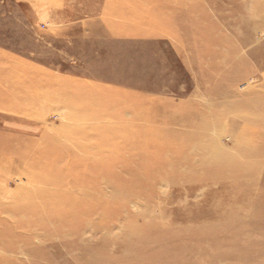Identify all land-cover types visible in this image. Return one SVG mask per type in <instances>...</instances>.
<instances>
[{"label":"rangeland","instance_id":"rangeland-1","mask_svg":"<svg viewBox=\"0 0 264 264\" xmlns=\"http://www.w3.org/2000/svg\"><path fill=\"white\" fill-rule=\"evenodd\" d=\"M262 8L0 0V264H264L263 20L230 27ZM165 129L196 148L171 168Z\"/></svg>","mask_w":264,"mask_h":264},{"label":"bare ground","instance_id":"bare-ground-1","mask_svg":"<svg viewBox=\"0 0 264 264\" xmlns=\"http://www.w3.org/2000/svg\"><path fill=\"white\" fill-rule=\"evenodd\" d=\"M236 1V0H235ZM243 1V0H242ZM241 2V1H240ZM242 3V2H241ZM240 3V4H241ZM244 4L243 5H241L245 10H249V4H248V2L247 1H244L243 2ZM241 7V8H242ZM230 9V8H229ZM231 11L233 10L232 8L230 9ZM243 11V10H242ZM233 13H236V12H234L233 11ZM221 14H223V13H221ZM241 14V13H240ZM245 14V13H244ZM243 14V15H244ZM234 15V14H233ZM236 16V15H235ZM237 16H238V14H237ZM234 17V16H233ZM239 17H240V15H239ZM239 17H237V18H239ZM223 20H225V19H223ZM229 20V19H228ZM228 20H226V21H228ZM232 20V19H231ZM263 20V23L260 25L261 26V29H263L264 30V8H262L261 10H255V13H249V14H247L246 13V16H243L242 17V15H241V17L237 20V22H236V24H231V29H233L234 30V32L238 35L239 34V31L244 27V26H246L247 24H251V25H253L254 23H256L257 21H258V23H260L261 21ZM230 22V21H229ZM251 25L250 26H248L247 25V27L249 28V27H251ZM228 25H226V28H228L227 27ZM204 28V27H203ZM253 28V27H252ZM224 29V28H223ZM251 29V28H250ZM251 30H260V28H258V27H256V26H254V28L253 29H251ZM241 33H243L242 31L240 32V34ZM240 36H242V35H240ZM252 39L253 38H249V40L248 41H250V42H252ZM228 40V39H227ZM249 43V42H248ZM241 44H243V42H241L240 43V46H241ZM240 46L239 47H236L235 48V50H237L238 48H240ZM243 46V45H242ZM251 50H252V48H251ZM231 52H232V50H231ZM258 54H260V56H258ZM234 55V54H233ZM255 55H257V56H255ZM246 56V55H245ZM250 56V55H249ZM251 56H255L256 57V59H257V61L256 62H258V64H260L261 63V67H262V65H264V51H260V50H253V51H251ZM245 59V58H244ZM243 59V60H244ZM236 62V61H235ZM240 62V61H239ZM260 62V63H259ZM237 64H240V63H238V62H236V65ZM65 78V77H64ZM254 78V77H253ZM114 131V130H113ZM163 133H165V135L163 136V140L159 143L158 141H154V142H148L147 143V146H146V148L148 147L149 148V150H150V157H153L155 154H154V152L151 150V148H156V149H158L159 151H160V153L162 154L163 153V151L166 149V153H164L163 154V159L165 160V161H169L168 163H170V164H172L171 162H173L174 160L176 161V160H179L180 159V157L182 156V154H183V151L184 150H186L187 152H189V151H193L194 152V150L196 149L195 147H193V146H191V147H187V146H184L183 145V142H184V140H185V138H187V140L190 138V135H193L192 133H177L175 136H171V133H169V129L167 130V129H165V131L163 132ZM129 136V135H128ZM13 137H14V139L15 140H19V137H17V136H14L13 135ZM50 137V136H49ZM51 138H54V137H51ZM30 140H32V142L34 141L32 138H30ZM20 141H22L21 139H20ZM30 142V141H29ZM48 142H49V140H48ZM136 142V141H135ZM2 145H3V147H6V149L7 150H9L10 152H12L15 156H12L13 158H16V160L21 164V165H23V166H25L26 164L25 163H29V162H26V161H28V160H26V159H30V158H32V157H35V155H37V151L36 150H34V149H31L30 150V148L28 149V147L26 146V143L25 144H23V145H21V142H18V144H16V145H11V147L9 148V146H8V143L7 142H3L2 143ZM135 146V145H134ZM153 146V147H152ZM82 147V146H81ZM144 147H145V145H144ZM151 147V148H150ZM168 147L169 148H171L173 151H174V160H172L169 156H170V154L172 153V151L171 150H168L167 151V149H168ZM85 148V147H84ZM145 148V149H146ZM187 148H189V149H187ZM137 149V151L136 150H134V151H136V152H142L143 153V155H145V156H143V160H145V159H147V156H148V151L146 150V152H145V149L143 150V151H141L140 149H138V147L136 148ZM191 149V150H190ZM152 151V152H151ZM160 154V155H161ZM167 154V155H166ZM47 159V157L46 156H42V155H40V156H36V158H33L32 159V162L34 163V162H37V161H41L42 159ZM53 158V157H52ZM51 158V159H52ZM61 157H59L58 159L61 161V159H60ZM157 158V157H156ZM179 158V159H178ZM209 157H206V159H208ZM50 159V164L52 165V166H57V165H59V163H60V161L57 159V157H55V158H53L52 160ZM73 158H71V160H72ZM75 160V159H74ZM79 160V159H78ZM77 160V161H78ZM181 160V159H180ZM179 160V161H180ZM48 161H49V159H48ZM67 161V160H66ZM71 162H73V161H71ZM75 162V161H74ZM33 163H31V164H33ZM48 164H49V162H47ZM76 163H80V162H76ZM82 163H83V167L81 168V170H79L78 172H80V173H76L77 174V176H78V178L77 179H75V177H71L72 175L73 176H75L76 174H71V176L69 177L68 176V179L70 178V180H73L74 182H76V183H80V181L81 180H83V178H84V175L86 176V174L87 173H89V172H91V173H94L95 172V167L91 170V171H88V166H92V165H89V164H87L85 161H82ZM37 164V163H36ZM67 164V163H66ZM70 164V163H69ZM175 164V163H174ZM73 165H74V163H73ZM80 165V164H79ZM111 165H115V164H112L111 163ZM63 166V165H62ZM174 165L172 164V165H169V167L171 168V167H173ZM225 166V165H224ZM33 167H34V165H33ZM55 167H53V168H55ZM62 168V167H61ZM64 168V167H63ZM59 170V169H58ZM63 170V169H62ZM103 169H99V172H101ZM60 171V170H59ZM58 171V172H59ZM63 171H65V170H63ZM81 171H82V174H81ZM246 171V170H245ZM244 171V172H245ZM243 172V173H244ZM59 173H61V171L59 172ZM224 173V172H223ZM68 174V173H67ZM140 174H142V172H141V170L140 171H133V174H131V175H133V176H138V175H140ZM249 175L250 174H252V172L250 171L249 173H248ZM70 175V174H69ZM228 175V174H227ZM231 175V174H230ZM237 175V174H236ZM47 176V175H46ZM67 176V175H66ZM229 176V175H228ZM231 176H233V175H231ZM213 177V176H212ZM216 177V176H215ZM214 177V178H215ZM241 177V176H240ZM244 177V176H243ZM246 177V176H245ZM250 177V176H249ZM45 178V177H44ZM48 178H52V177H48ZM59 177L58 176H55L53 179H55V181H54V184H55V182L57 181V179H58ZM222 177H220V179H221ZM226 178H228V177H226ZM236 178H238L237 176H235L234 175V177L233 178H231L230 177V179L231 180H234V179H236ZM247 178V177H246ZM47 179V178H46ZM220 179H218V181L220 180ZM223 180V179H222ZM48 181V180H47ZM52 181V180H51ZM216 181V180H215ZM217 181V182H218ZM224 181V180H223ZM244 178H243V180H242V182L243 183H239V181L237 182H235V186H236V184L238 185H241V187H242V184H244ZM222 182V181H221ZM53 183V182H52ZM216 183V182H215ZM238 185V186H239ZM245 185V184H244ZM234 186V187H235ZM237 187V186H236ZM245 187V186H244ZM237 188H239V187H237ZM236 188V189H237ZM235 190V189H234ZM242 190V189H241ZM242 192V191H241ZM30 203V202H29ZM3 204V203H2ZM28 204V203H27ZM33 205V204H32ZM51 206V205H50ZM179 209V208H178ZM187 209V208H186ZM180 210V209H179ZM183 210V209H182ZM21 212V211H20ZM25 212H26V208H25ZM164 215V214H163ZM165 216V215H164ZM166 217V216H165ZM178 218V217H177ZM179 218H180V216H179ZM159 220V219H158ZM226 220V219H225ZM160 221V220H159ZM191 221V220H190ZM226 221H228V219L226 220ZM19 222H21V221H19ZM152 222V221H151ZM155 222V221H154ZM154 222H152L151 224H153V225H150V223H149V225H148V223H147V225H145V226H143L144 228H142L143 229V231H145V228L146 229H148V228H152V229H156V231H159L160 233L162 232V230H164V227L165 226H163L162 228H160L161 226H159L158 227V225L157 226H155L154 225ZM193 222V221H192ZM221 222H222V220H221ZM21 223H23V222H21ZM68 223H70V221H68ZM228 223V222H227ZM156 224V223H155ZM158 224V223H157ZM196 224H200V223H196ZM222 224V223H221ZM202 225V224H201ZM148 227V228H147ZM5 228H7V227H5ZM246 229V228H245ZM241 230H244L243 228H241V227H238V229H236V232H241ZM165 231V230H164ZM185 231H187V230H185ZM185 231H183V232H185ZM227 231V230H226ZM170 232H172V233H175V234H177V232H179V231H176L175 230V228L173 227V228H171L170 229ZM160 233H158V234H160ZM199 233H201V234H199ZM227 233V232H226ZM193 235H195V236H198V235H202V234H205V231L204 230H198L197 232H194L193 231V233H192ZM264 246V245H263ZM260 247H262V245L260 246ZM2 259V258H1ZM1 261H3V262H5L4 260H1ZM2 262V263H3ZM3 264H5V263H3Z\"/></svg>","mask_w":264,"mask_h":264}]
</instances>
